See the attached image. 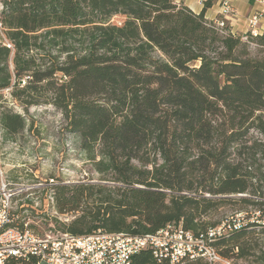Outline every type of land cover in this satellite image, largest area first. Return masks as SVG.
I'll return each instance as SVG.
<instances>
[{
    "label": "trees",
    "instance_id": "trees-1",
    "mask_svg": "<svg viewBox=\"0 0 264 264\" xmlns=\"http://www.w3.org/2000/svg\"><path fill=\"white\" fill-rule=\"evenodd\" d=\"M0 3V98L60 111L100 175L52 187L56 211L73 215L57 220L63 233L144 236L176 224L207 237L226 219L207 218L237 205L259 220L211 244L231 264L254 256L245 240L264 232V32L219 27L205 15L213 0L200 13L175 0ZM0 123L14 136L28 121L6 108ZM15 216L9 226L24 229ZM130 264L169 263L147 249Z\"/></svg>",
    "mask_w": 264,
    "mask_h": 264
},
{
    "label": "rangeland",
    "instance_id": "rangeland-1",
    "mask_svg": "<svg viewBox=\"0 0 264 264\" xmlns=\"http://www.w3.org/2000/svg\"><path fill=\"white\" fill-rule=\"evenodd\" d=\"M123 20L116 16L110 22L120 24ZM6 108L25 116L28 123L24 131L14 136L8 135L0 123V207L7 201L8 209L20 217L19 221L34 225L32 230L39 236H58L63 233L60 223L70 222L73 215L56 211L52 187L61 183L96 182L100 175L83 153L78 139L64 128V119L56 108L38 105L26 109L5 91L0 98V113ZM238 207L226 206L207 219L214 222L247 213L249 222L259 220L252 207L246 210ZM245 241L253 247L254 256L241 259L233 255V264H263L259 259L264 255L262 229H255Z\"/></svg>",
    "mask_w": 264,
    "mask_h": 264
},
{
    "label": "built area",
    "instance_id": "built-area-1",
    "mask_svg": "<svg viewBox=\"0 0 264 264\" xmlns=\"http://www.w3.org/2000/svg\"><path fill=\"white\" fill-rule=\"evenodd\" d=\"M254 5L256 9L248 19V26L249 32L257 35L258 23L264 18V0H254ZM233 13L229 1L223 2L222 17L215 21L216 24L225 27L227 18ZM11 220V210L4 201L0 207V264H8L12 258L25 261L32 257L37 258V264H130L133 255L147 249L152 250L159 261L165 260L169 264H183L189 259H203L209 264H231L218 254L211 242L250 221L247 213H237L210 229L207 237H198L176 224L144 236L99 230L85 236L61 233L42 237L26 223L24 229L9 226Z\"/></svg>",
    "mask_w": 264,
    "mask_h": 264
},
{
    "label": "crops",
    "instance_id": "crops-1",
    "mask_svg": "<svg viewBox=\"0 0 264 264\" xmlns=\"http://www.w3.org/2000/svg\"><path fill=\"white\" fill-rule=\"evenodd\" d=\"M207 0H175L178 4L188 6L195 13H200L204 9ZM229 1L232 5L234 13L227 18V25L232 32L238 34H246L249 32L248 19L256 9L254 0H213V4L209 7L205 15L209 20L217 21L222 17V3ZM259 33L264 32V18H262L257 26Z\"/></svg>",
    "mask_w": 264,
    "mask_h": 264
}]
</instances>
